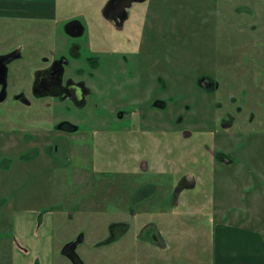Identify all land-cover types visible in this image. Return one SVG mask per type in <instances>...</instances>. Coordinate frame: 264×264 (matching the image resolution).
Returning <instances> with one entry per match:
<instances>
[{"label": "flooded vegetation", "instance_id": "1", "mask_svg": "<svg viewBox=\"0 0 264 264\" xmlns=\"http://www.w3.org/2000/svg\"><path fill=\"white\" fill-rule=\"evenodd\" d=\"M6 1L10 12L2 14L31 22L32 36L10 48L0 46L7 48L0 51V154L46 156L55 170H70L73 184L92 190L93 199L112 200L117 216L132 218L148 211L153 197L160 213L172 208L168 201L176 204L182 191L210 183L217 166L230 165L223 148L232 138L228 130L235 117L229 105L235 99L226 94L223 102L215 99L217 77L195 68L194 86L208 104L197 108L194 93L180 94L169 85L166 5L106 0L101 15L109 27H96L66 14L58 0ZM234 1L227 8L228 27L244 32L260 27L264 6ZM194 13L201 18V11ZM47 37L50 48L43 53ZM169 118L173 136L192 144L202 141L204 153L193 150L192 158L181 162L163 134ZM212 135L224 144L218 150L205 142ZM205 171L210 172L207 182L200 178ZM130 227L115 220L100 244L117 241ZM136 237L166 246L154 219L143 221Z\"/></svg>", "mask_w": 264, "mask_h": 264}, {"label": "rangeland", "instance_id": "2", "mask_svg": "<svg viewBox=\"0 0 264 264\" xmlns=\"http://www.w3.org/2000/svg\"><path fill=\"white\" fill-rule=\"evenodd\" d=\"M105 2L57 1L66 14L78 15L96 27H109L101 15ZM149 3L166 5L162 14L167 29L168 75L172 79L169 85H175L180 94L194 93L199 108L205 94L194 86L195 68L217 77L220 88L215 99L223 102L225 94L235 99L229 105L235 117L228 130L232 138L223 148L230 165L217 166L210 183L182 191L176 204L168 201L172 208L160 213L155 210L157 197H153L146 203L150 209L132 218L126 213L117 216L112 200L93 199L89 193L92 190L73 184L70 170L64 167L55 170L46 156L33 158L32 154H25L3 158L6 155L0 154V264L11 263L9 252L14 239L11 217L13 211L23 206L40 210L39 216L57 209L54 253L59 263L73 264L62 255L61 248L65 239L74 240L80 234L83 239L75 253L83 264H212L215 218L258 227L264 234V19L256 30L244 32L229 28L226 21L228 6L237 3L234 0H150ZM252 5L264 6V0H253ZM196 11H201V18H197ZM31 28V22L26 19L0 15V46L9 44L10 48L14 42L32 36ZM44 39L40 47L47 53L51 41L49 37ZM25 77L29 79L31 75ZM175 98L176 94L172 101ZM172 101L168 99L170 107ZM210 106L216 111L212 103ZM251 115L252 121L248 119ZM173 126L169 118L167 132L163 134L166 138L168 134L169 149L177 152L181 162L191 159L193 150L204 153L202 141L193 144L179 141L173 136ZM205 142L215 150L224 145L217 135ZM203 160L199 156V164L203 165ZM209 173L202 172L200 178L207 182ZM147 219L158 222L169 247L160 249L136 237L138 226ZM115 220L129 222L130 229L117 241L100 244L109 235L108 225Z\"/></svg>", "mask_w": 264, "mask_h": 264}, {"label": "crops", "instance_id": "3", "mask_svg": "<svg viewBox=\"0 0 264 264\" xmlns=\"http://www.w3.org/2000/svg\"><path fill=\"white\" fill-rule=\"evenodd\" d=\"M9 8L6 0H0L1 16L11 17V14L7 15L10 12L7 10ZM2 12L7 13L2 14ZM8 46L9 44L2 47ZM49 165L43 166L48 168ZM29 208L30 206H23L13 211L11 229L14 239L11 240V251L9 252L10 264H69L65 261L59 263L55 258L57 209L54 208L39 216L38 211L40 210ZM222 219L224 218L214 219L212 264H264L263 232L258 230V227L237 222L231 223L229 221L231 219ZM127 231L124 234L121 231L120 234L124 236ZM162 236L166 242L163 233ZM70 239H65V242ZM167 247L169 244L166 242V246L159 248Z\"/></svg>", "mask_w": 264, "mask_h": 264}, {"label": "water", "instance_id": "4", "mask_svg": "<svg viewBox=\"0 0 264 264\" xmlns=\"http://www.w3.org/2000/svg\"><path fill=\"white\" fill-rule=\"evenodd\" d=\"M82 239L83 236L80 234L76 239L67 241L61 248V253L67 256L73 264H83L79 256L75 253V248Z\"/></svg>", "mask_w": 264, "mask_h": 264}]
</instances>
